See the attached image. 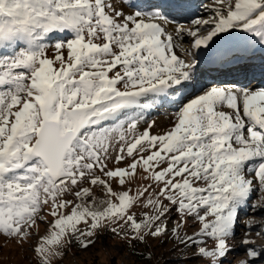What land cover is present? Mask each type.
Listing matches in <instances>:
<instances>
[{
	"label": "snow or ice",
	"instance_id": "snow-or-ice-1",
	"mask_svg": "<svg viewBox=\"0 0 264 264\" xmlns=\"http://www.w3.org/2000/svg\"><path fill=\"white\" fill-rule=\"evenodd\" d=\"M202 58L264 75V0H0V236L34 264L107 233L143 261H264V83L206 85Z\"/></svg>",
	"mask_w": 264,
	"mask_h": 264
},
{
	"label": "rangeland",
	"instance_id": "rangeland-1",
	"mask_svg": "<svg viewBox=\"0 0 264 264\" xmlns=\"http://www.w3.org/2000/svg\"><path fill=\"white\" fill-rule=\"evenodd\" d=\"M170 112V109H161L158 114L149 117V119H156L159 124L164 125L167 124L171 118ZM160 130V127L154 129V131ZM140 183L141 179L137 177V184L133 186V191ZM260 195L261 194L258 192L253 193L255 200H258ZM96 197L98 205L99 202L105 198L99 191L96 192ZM250 218L253 219V222H256V226L250 234V238L255 240V244L252 245V247L257 249L264 248V237L256 236V232L264 228V212L253 213ZM49 219L51 218L49 217ZM169 227H171V225H169ZM187 231L191 234L193 229H187ZM40 232L41 234L44 232L43 225L40 227ZM242 233V230H237L235 239L237 245L243 237ZM95 240L96 242L94 245L83 251L79 250L74 245L73 249H70L68 255L65 257L64 264H165V262L172 264L177 255L169 251L171 245L166 241L162 247H157L153 260L143 261L139 260L137 255H134V253L146 252L140 245H137L136 248L133 249L129 245L121 242L118 237L112 236L111 233H107L103 241L99 235H97ZM73 252H75V255H73ZM244 257V251H239L234 257L230 258L238 261ZM0 264H34V256L32 252L28 250L27 244L21 247L15 241L0 236ZM257 264H264V261L257 259Z\"/></svg>",
	"mask_w": 264,
	"mask_h": 264
},
{
	"label": "bare ground",
	"instance_id": "bare-ground-1",
	"mask_svg": "<svg viewBox=\"0 0 264 264\" xmlns=\"http://www.w3.org/2000/svg\"><path fill=\"white\" fill-rule=\"evenodd\" d=\"M212 3H213V0H195L193 6H198L201 4L211 5ZM194 11L196 14H200L202 12V9L199 7H195ZM203 15L206 17V16H208V13H203ZM178 19L180 20L181 23L185 22L184 16H180V17H178ZM178 53H179V51H178ZM206 67H207L206 74L203 75L202 72H205L204 70ZM232 67H238V66H233V65H228V64L222 65L220 62L214 61L211 58H202L200 69H199L200 74H201V81L206 85H210L211 83L222 82L225 80L237 81V82H241V83L245 82L247 80V76L249 77V75H250V73H249L250 69L245 67L243 65V62H241V64L239 65L240 70L238 72H232L231 71L233 69ZM217 69L220 70V73H213V72L211 73L212 70H217ZM204 78H207V80L205 81ZM255 84H257V83H255ZM254 198L255 197H253V195H252V199L249 201L250 204L253 201H255ZM252 214L253 213H252L251 209H249V212H248L249 217H251ZM253 223L256 226V222H253Z\"/></svg>",
	"mask_w": 264,
	"mask_h": 264
}]
</instances>
